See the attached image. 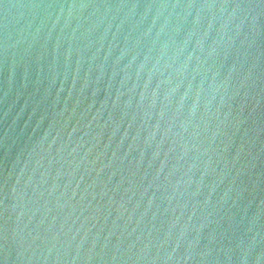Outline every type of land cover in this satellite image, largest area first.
Wrapping results in <instances>:
<instances>
[{
  "label": "water",
  "instance_id": "obj_1",
  "mask_svg": "<svg viewBox=\"0 0 264 264\" xmlns=\"http://www.w3.org/2000/svg\"><path fill=\"white\" fill-rule=\"evenodd\" d=\"M0 264H264V0H0Z\"/></svg>",
  "mask_w": 264,
  "mask_h": 264
}]
</instances>
